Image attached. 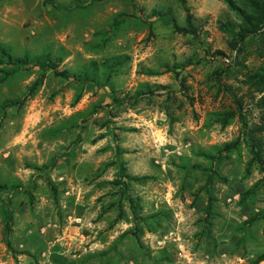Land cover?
Returning a JSON list of instances; mask_svg holds the SVG:
<instances>
[{
	"label": "rangeland",
	"instance_id": "obj_1",
	"mask_svg": "<svg viewBox=\"0 0 264 264\" xmlns=\"http://www.w3.org/2000/svg\"><path fill=\"white\" fill-rule=\"evenodd\" d=\"M233 2L189 0L199 41L180 0H0V49L96 77L0 66V264H264V0Z\"/></svg>",
	"mask_w": 264,
	"mask_h": 264
},
{
	"label": "trees",
	"instance_id": "obj_2",
	"mask_svg": "<svg viewBox=\"0 0 264 264\" xmlns=\"http://www.w3.org/2000/svg\"><path fill=\"white\" fill-rule=\"evenodd\" d=\"M181 5L186 13V26L181 27L175 20H172L175 23V29L178 33H181L183 35H192L196 39L200 41V31L202 28H204L205 23L201 20H198L195 15L192 12V9L189 5V0H180ZM250 3V6L252 8H257V2L258 0H248ZM224 2L234 11L239 12L242 15H245V12L241 13V9L237 7V5L233 2V0H224ZM154 14L158 17H172V11L171 10H165V11H154ZM248 23V20H246ZM253 25V24H251ZM226 28L233 32L237 31V36L242 37L240 43H246V41H249L251 38H253L254 35L259 34L260 31V24L255 27L254 32H250L248 29L240 30V27H237L236 24L228 22L226 25ZM202 44V43H201ZM204 44V43H203ZM202 46V45H201ZM0 66L7 65V66H17L18 69L27 67L29 65H33L35 67L40 68L44 73L48 71H53L56 77H63L68 80H82L85 82H96L95 77V71L92 70V72H86L82 74H71L67 70H60L61 65V59L60 58H53L50 54H45L42 56H36V57H30L26 55L23 58H18L12 55L9 48H1L0 49ZM5 61V62H4ZM119 65V64H118ZM97 65L94 64L92 67H96ZM95 69V68H94ZM189 70L188 66L185 65H176L174 67H166V72L175 73L177 78H179L183 71ZM153 75V73H151ZM43 79L45 78L42 77ZM41 78V79H42ZM37 82V86L42 84V81ZM110 79V77H109ZM108 79V80H109ZM184 82V81H183ZM182 82V83H183ZM163 87L157 86L150 88L148 86L141 89V91L138 93L143 95V97H154L156 93ZM186 91H189V89L184 86L183 88ZM186 94V93H185ZM135 99L130 98V100ZM137 99V98H136ZM139 99V98H138ZM23 101H13L9 100L6 101L3 105V110L9 109L11 107H14L16 105H22ZM239 109H242L244 107V104L239 100ZM243 117V115L241 114ZM242 141L250 148L251 154L253 155V161L256 163L261 172L264 174V125L262 123L256 124H244V130L242 131ZM12 219V218H11ZM258 263L264 262V255L260 256L257 260Z\"/></svg>",
	"mask_w": 264,
	"mask_h": 264
}]
</instances>
